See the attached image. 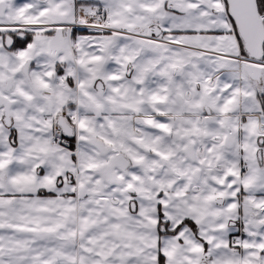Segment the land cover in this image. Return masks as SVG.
<instances>
[{
  "label": "snow or ice",
  "instance_id": "1",
  "mask_svg": "<svg viewBox=\"0 0 264 264\" xmlns=\"http://www.w3.org/2000/svg\"><path fill=\"white\" fill-rule=\"evenodd\" d=\"M0 264H264V0H0Z\"/></svg>",
  "mask_w": 264,
  "mask_h": 264
}]
</instances>
